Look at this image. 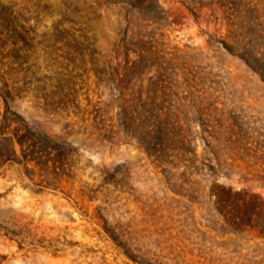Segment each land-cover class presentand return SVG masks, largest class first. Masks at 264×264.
<instances>
[{"label": "rangeland", "instance_id": "obj_1", "mask_svg": "<svg viewBox=\"0 0 264 264\" xmlns=\"http://www.w3.org/2000/svg\"><path fill=\"white\" fill-rule=\"evenodd\" d=\"M257 226L264 0H0V264H264Z\"/></svg>", "mask_w": 264, "mask_h": 264}, {"label": "trees", "instance_id": "obj_2", "mask_svg": "<svg viewBox=\"0 0 264 264\" xmlns=\"http://www.w3.org/2000/svg\"><path fill=\"white\" fill-rule=\"evenodd\" d=\"M218 198V205H220L223 209V211L226 212L227 215L231 217L232 223L235 226H240L241 225V217L237 216V209L238 207L234 204H232L229 200L230 195L225 194L223 197L217 195ZM255 211V210H254ZM255 215V214H253ZM260 235L264 236V226H257Z\"/></svg>", "mask_w": 264, "mask_h": 264}]
</instances>
